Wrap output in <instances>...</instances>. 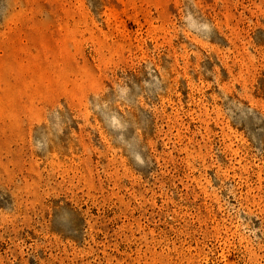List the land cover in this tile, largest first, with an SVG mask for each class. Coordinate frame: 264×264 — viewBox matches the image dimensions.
I'll use <instances>...</instances> for the list:
<instances>
[{
	"label": "rangeland",
	"instance_id": "rangeland-1",
	"mask_svg": "<svg viewBox=\"0 0 264 264\" xmlns=\"http://www.w3.org/2000/svg\"><path fill=\"white\" fill-rule=\"evenodd\" d=\"M0 264H264V0H0Z\"/></svg>",
	"mask_w": 264,
	"mask_h": 264
}]
</instances>
